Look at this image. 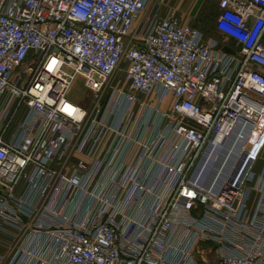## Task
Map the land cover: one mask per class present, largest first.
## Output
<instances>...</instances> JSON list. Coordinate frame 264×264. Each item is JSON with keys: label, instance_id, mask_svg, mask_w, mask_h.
<instances>
[{"label": "built area", "instance_id": "built-area-1", "mask_svg": "<svg viewBox=\"0 0 264 264\" xmlns=\"http://www.w3.org/2000/svg\"><path fill=\"white\" fill-rule=\"evenodd\" d=\"M218 8L0 0V264H264V0Z\"/></svg>", "mask_w": 264, "mask_h": 264}, {"label": "rangeland", "instance_id": "rangeland-1", "mask_svg": "<svg viewBox=\"0 0 264 264\" xmlns=\"http://www.w3.org/2000/svg\"><path fill=\"white\" fill-rule=\"evenodd\" d=\"M160 2V16L166 18L169 14L178 15L183 24H190L198 28L206 38L209 36L216 40L221 35L215 26L219 15L218 0H157ZM122 74L119 73L118 76ZM68 99L80 103L84 108L90 109L92 96L86 88L85 79L77 76ZM242 149V146H239ZM258 171V170H257ZM200 264H218L215 251L208 252L206 261Z\"/></svg>", "mask_w": 264, "mask_h": 264}, {"label": "crops", "instance_id": "crops-1", "mask_svg": "<svg viewBox=\"0 0 264 264\" xmlns=\"http://www.w3.org/2000/svg\"><path fill=\"white\" fill-rule=\"evenodd\" d=\"M209 38H213V37L209 36ZM226 45H227V49L230 50L231 48L234 47L235 42L229 41Z\"/></svg>", "mask_w": 264, "mask_h": 264}, {"label": "bare ground", "instance_id": "bare-ground-1", "mask_svg": "<svg viewBox=\"0 0 264 264\" xmlns=\"http://www.w3.org/2000/svg\"><path fill=\"white\" fill-rule=\"evenodd\" d=\"M244 157V154H243V156H241V158H243ZM245 158V157H244Z\"/></svg>", "mask_w": 264, "mask_h": 264}, {"label": "water", "instance_id": "water-1", "mask_svg": "<svg viewBox=\"0 0 264 264\" xmlns=\"http://www.w3.org/2000/svg\"><path fill=\"white\" fill-rule=\"evenodd\" d=\"M247 156H245L244 160H246Z\"/></svg>", "mask_w": 264, "mask_h": 264}, {"label": "snow or ice", "instance_id": "snow-or-ice-1", "mask_svg": "<svg viewBox=\"0 0 264 264\" xmlns=\"http://www.w3.org/2000/svg\"><path fill=\"white\" fill-rule=\"evenodd\" d=\"M53 63H55V62L53 61Z\"/></svg>", "mask_w": 264, "mask_h": 264}]
</instances>
